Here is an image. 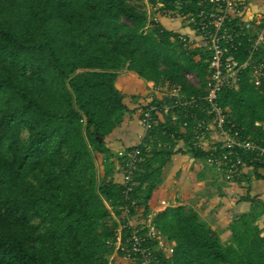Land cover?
I'll return each mask as SVG.
<instances>
[{
    "label": "trees",
    "instance_id": "trees-1",
    "mask_svg": "<svg viewBox=\"0 0 264 264\" xmlns=\"http://www.w3.org/2000/svg\"><path fill=\"white\" fill-rule=\"evenodd\" d=\"M139 1L0 0V264H127L115 249L120 207L128 205L129 215L150 212L180 140L206 162L207 152L192 144L193 119L184 126L179 108L152 111L144 140L128 148L139 150L128 200L115 179L125 158L106 138L132 112L115 86L118 72L179 84L186 99L201 95L209 78V53L180 50L176 33L148 20ZM156 1L148 0L152 14L164 9L154 8ZM248 48L243 40L240 60ZM187 73L197 75L198 87ZM163 101L174 99L153 97L140 112ZM217 102L228 111V126L264 146V127L254 126L264 121V82L243 71ZM231 157L257 176L264 170V161H250L242 149ZM241 200L252 205L230 220L228 243L191 207L156 212L155 226L175 243L169 264H264V204ZM129 233L123 228L122 239Z\"/></svg>",
    "mask_w": 264,
    "mask_h": 264
},
{
    "label": "built area",
    "instance_id": "built-area-1",
    "mask_svg": "<svg viewBox=\"0 0 264 264\" xmlns=\"http://www.w3.org/2000/svg\"><path fill=\"white\" fill-rule=\"evenodd\" d=\"M144 4L147 5L144 9L148 20L156 24H161L163 19L175 23L170 30L176 33L180 50L188 52L202 49L209 53V78L201 95L186 99L181 97L179 84L169 81L153 84L154 91L161 95L160 99L172 98L174 102L149 104L140 115L144 128L148 130L150 127L152 111L166 114L169 110L179 108L184 118L182 125H187V118L194 120L192 144L207 152L206 162L219 171L226 181L233 180L241 172L237 171V167L245 166L241 159L231 157L233 150L242 149L253 155L254 159L250 161L263 162L264 146L243 138L238 128L228 126V111L217 102L218 92L224 87L236 86L243 71H250L256 84L264 82L263 21L247 19L245 14L248 7L242 0H157L154 8L164 9L155 14H152L148 0H144ZM167 4L169 8L165 10ZM150 26L148 22L144 28ZM243 40L249 43V48L246 57L240 60L237 54ZM186 78L194 86L200 85L196 74L187 73ZM194 108L204 116L197 117ZM254 126L264 127V121L257 120ZM117 153L125 158L121 182L125 199L128 200L139 150L127 148ZM130 202L134 203L132 200ZM120 209V217L115 216L118 221L115 249L122 251L126 263L169 264L175 243L155 226L154 214L149 212L144 217L129 215L128 205ZM125 227L130 229V233L123 240L121 231Z\"/></svg>",
    "mask_w": 264,
    "mask_h": 264
},
{
    "label": "crops",
    "instance_id": "crops-1",
    "mask_svg": "<svg viewBox=\"0 0 264 264\" xmlns=\"http://www.w3.org/2000/svg\"><path fill=\"white\" fill-rule=\"evenodd\" d=\"M242 1L248 7L245 17L263 21L264 28V0ZM161 24L169 29L175 25L166 19ZM153 84V81L145 80L126 68L118 72L115 86L124 94L123 101L132 112L127 113L121 124L106 138V145L111 151L116 153L132 148L144 140L147 130L141 121L140 108L153 97L161 98L154 91ZM174 149L163 171V179L152 194L150 212L155 214L167 206L191 207L222 241L228 243L230 220L249 211L252 205L251 201L241 200V196L248 195L264 204V170H260V176H257L251 166H244L238 180L226 181L214 167L187 152L182 140ZM115 179L122 180V171L115 174ZM207 199L214 200V203L202 209Z\"/></svg>",
    "mask_w": 264,
    "mask_h": 264
},
{
    "label": "rangeland",
    "instance_id": "rangeland-1",
    "mask_svg": "<svg viewBox=\"0 0 264 264\" xmlns=\"http://www.w3.org/2000/svg\"><path fill=\"white\" fill-rule=\"evenodd\" d=\"M138 3H143L144 4V0H142V1H139ZM144 7H147V5L146 4H144ZM214 200H209V199H207L206 201L204 200V204H203V207H202V209H206L207 207H209V205H211L212 203H214L213 202ZM260 205H258V204H256V203H254L253 204V206H252V213H258L259 212V207ZM201 212V211H200Z\"/></svg>",
    "mask_w": 264,
    "mask_h": 264
}]
</instances>
